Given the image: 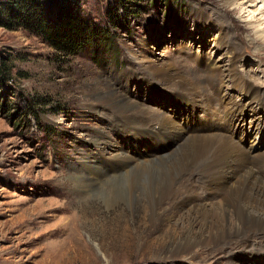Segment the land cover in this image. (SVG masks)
Returning <instances> with one entry per match:
<instances>
[{"label": "rangeland", "instance_id": "obj_1", "mask_svg": "<svg viewBox=\"0 0 264 264\" xmlns=\"http://www.w3.org/2000/svg\"><path fill=\"white\" fill-rule=\"evenodd\" d=\"M125 1L67 0L99 33L73 55L61 53L25 28L0 26V67L5 70L4 75L0 70V264H47L44 258L53 249L60 253L54 264L226 262L224 254L213 255L206 246H196L192 253L172 259L170 251L181 240L204 239V232L189 221L178 223L168 218L162 207L156 211L162 220L154 225L144 213L141 193L134 211L124 203L108 207L104 194L90 191L85 197L79 190L82 184L75 183L71 176L86 175L83 167L88 163L87 156L109 161L98 154L97 143V131L107 120L88 107L91 93L101 87L103 78L130 100L150 107V115L161 112L177 118L202 110L176 101L173 91L162 87L164 83L148 80L130 52L169 60L189 79L197 70H205L195 57L219 71L234 67L264 94V52L255 53L259 43L251 49L244 43L256 37L258 21H263L264 0H238V7L241 4L243 8L237 7L239 11L233 14L226 12L231 8L224 6L223 0H133L132 5L122 8ZM53 6L58 7L55 3ZM51 14L47 16L50 20L55 17ZM236 25L242 29L251 26V31H236ZM231 48L241 55L233 63L228 55ZM225 88L224 97L249 101L242 91ZM250 106L245 110L251 111ZM261 114L258 118L263 117ZM253 117L257 115L249 112L247 121ZM239 125L234 123L233 129ZM116 129L111 123L107 128L111 136L109 153L122 150L124 155L134 157V162L154 153L153 140L159 135L145 133L135 139L118 126ZM239 131L242 133H237V140H242V146L264 151V130L258 138L255 132L247 135L244 129ZM156 144V152L162 153L172 143L165 150L158 141ZM121 171L117 169L112 176ZM36 205L33 212L45 211L49 218L40 217L37 223L23 227V211ZM60 206L67 209L51 210ZM68 221L71 223L66 226ZM70 239L80 240V246L70 244ZM247 263L248 258L242 260V264Z\"/></svg>", "mask_w": 264, "mask_h": 264}, {"label": "bare ground", "instance_id": "obj_2", "mask_svg": "<svg viewBox=\"0 0 264 264\" xmlns=\"http://www.w3.org/2000/svg\"><path fill=\"white\" fill-rule=\"evenodd\" d=\"M223 3L231 8L232 12L227 13L233 14L239 11L238 8H243L241 4L238 7V0H223ZM262 13L263 21H258L255 39L244 42L248 49L255 48V44L259 43L255 52L257 55L264 52V10ZM226 17L231 19L228 14ZM250 27L243 29L251 31ZM243 29L236 25V31ZM141 43L147 47L145 42ZM130 53L139 63L140 70L148 74V80L160 85L164 83L162 87L171 89L176 101L202 110L182 113L177 118L161 112L150 115V107L130 100L108 78H103L100 80L101 87L96 93H91L93 99L88 107L107 120V124L97 131V143L100 146L98 154L109 161L101 162L99 156H87L88 163H84L83 167L86 175H72V180L82 184L83 189L79 190L85 197L90 191L99 196L104 194L105 205L111 208L124 203L134 211L141 193L145 198L142 202L144 213L154 225L162 220L156 212L162 207L166 209L168 218L176 219L178 223L189 221L204 232V239L188 237L181 240L170 251L172 259L192 253L196 246H206L213 255L224 254V264H242L245 258H248L247 264H264V151H253L254 147L248 150L240 143L242 140H237V133H242L240 129H244L247 135L257 133L256 138L263 134L264 94L234 67L227 68L226 72L219 71L218 67L202 63L200 57H195L193 59L199 60V66L205 70H197L194 78L189 79L169 60L150 59L140 51ZM228 55L232 63L241 57L233 48ZM188 57L192 58L190 54ZM224 87L230 91L231 88L242 91L249 101H236L228 95L224 97ZM249 105L251 111L245 110ZM249 112L257 118L247 121ZM260 113L263 117L258 118ZM237 122L240 125L234 130L233 125ZM110 123L113 130H117L118 126L135 139L145 133L159 135L153 140L154 153L139 157L141 161L135 162L134 157L124 155L122 150L109 153L111 136L107 128ZM156 141L162 145V150L169 142L172 143L167 150L169 152H156L159 148ZM117 169H121L122 173L112 176ZM37 206L23 211V227L37 223L40 217L49 218L45 216V211L33 212ZM53 208L52 211L67 209L66 206ZM69 221L66 226L71 223ZM79 241L70 239V244L80 246ZM66 247L62 250L65 251ZM59 254L53 249L48 251L44 260L47 264H54Z\"/></svg>", "mask_w": 264, "mask_h": 264}, {"label": "trees", "instance_id": "obj_3", "mask_svg": "<svg viewBox=\"0 0 264 264\" xmlns=\"http://www.w3.org/2000/svg\"><path fill=\"white\" fill-rule=\"evenodd\" d=\"M52 1L55 6L59 2L60 5L55 8ZM132 4L133 0H126L121 7ZM51 13L55 15L52 20L47 18ZM0 26L25 28L66 55L80 52L99 34L94 26L76 14L67 0H0ZM0 68L4 75L5 70Z\"/></svg>", "mask_w": 264, "mask_h": 264}]
</instances>
